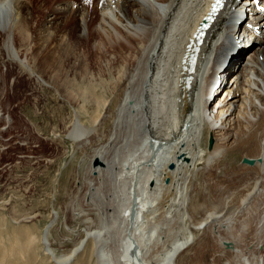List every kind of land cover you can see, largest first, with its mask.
<instances>
[{
	"label": "bare ground",
	"instance_id": "bare-ground-1",
	"mask_svg": "<svg viewBox=\"0 0 264 264\" xmlns=\"http://www.w3.org/2000/svg\"><path fill=\"white\" fill-rule=\"evenodd\" d=\"M31 1L0 0V37L11 64L28 70L37 82L44 80L35 66L42 56L39 66L49 70L47 80L55 91L75 97L68 84L76 78L56 58L70 43L74 19L80 41L93 39L94 44L96 36H118L124 42L120 49L132 55L115 66L119 85L112 96L118 102L95 98L105 113L93 124L107 122L109 132L95 138L82 202L78 198L71 205L78 226L61 244L74 240V246L58 255L46 229L45 253L58 264L71 259L77 264L80 256H87L88 264H189L211 234L219 246L207 252L214 264L216 255L225 257L221 263L218 258L220 264H264L259 254L264 251V0H233L219 13L187 89L179 81L184 41L212 0H57L35 30L29 25ZM17 36L27 45L35 40L36 48L24 49L26 59L20 57ZM80 120L73 119L68 133L83 140L89 130ZM234 151H243L241 165L255 170L252 181L240 184L237 192L229 188L227 196L211 204L206 197L192 202L191 192H206L207 179L216 181L212 176L219 163ZM199 173L206 181L196 182ZM254 207H261L255 215L258 233L251 244L244 243L242 232L241 238L234 229L239 223L245 227L251 218L243 214ZM28 233L29 249L36 235ZM14 242L15 248L22 244L18 238Z\"/></svg>",
	"mask_w": 264,
	"mask_h": 264
},
{
	"label": "rangeland",
	"instance_id": "rangeland-1",
	"mask_svg": "<svg viewBox=\"0 0 264 264\" xmlns=\"http://www.w3.org/2000/svg\"><path fill=\"white\" fill-rule=\"evenodd\" d=\"M56 2L57 0L31 1V12H33L29 25L33 30L43 23L47 10L53 7ZM76 22L77 20L74 19L69 24L71 33L68 36V42L70 43L67 44L65 53L56 57L59 62H63L67 68L66 72L69 70V77H72V80L76 78L75 81L68 84L70 91L75 93L73 98L71 95L68 96L63 92L55 91L51 86L53 83L50 84L47 80L50 78L49 70L42 65L39 66L42 56L35 61L37 70L41 71L40 73L44 77L42 82H40L41 80L37 82L34 77L29 76L28 70L21 69L17 63L11 64L10 56L1 46L2 39L0 37V111L4 115L3 119L0 118V264H58L48 253H45L44 246H42V237L46 229H48L51 246L58 250V255L70 252L74 246V240L72 243H66V245L61 244L64 236L69 237V229L78 226L77 222L72 220L71 205L74 200L82 198L80 195L86 188L85 180L90 174V159L94 152L93 145L97 142L95 138L101 137L102 139L104 134L109 132L107 122L102 125L93 124L96 121L95 118L99 122L103 117L102 114L105 113L104 110H101L97 100L100 99L102 102L113 99L114 103L118 102L116 98H113L115 92L114 95L112 94L116 86L119 85V78L115 76L117 74V67L115 66L123 63L124 56L129 60L132 58V55H129L128 50H126L128 48L120 49L119 45L124 42L118 36H96L94 44H92L93 39L87 42L80 41L76 36ZM34 41H28L27 45L26 39L17 36V43L22 51L19 53L21 54L20 57L26 59L27 53L25 56L24 49L29 45L36 48ZM4 62L7 64L4 65ZM114 62L115 64H113ZM18 72L20 73L17 74ZM98 85L100 86L98 87ZM60 87L62 88V86ZM93 92L95 97L92 95ZM74 118L81 119L80 122L83 127L89 130L88 135L83 140L77 139L75 136L73 138L69 134ZM7 120L8 124H5ZM89 122L91 123L89 124ZM3 127L5 129H2ZM243 154V151H234L228 154L219 163L218 174L212 176L216 180L213 184L208 181L211 177L207 179L202 173L196 175V182L207 179L208 183L206 192L201 193L198 190L191 192L194 198L192 202L200 201L202 198L205 200L206 197L205 201L211 204L218 198L223 199L227 196L229 188L232 189V193L237 192L240 184L242 186L245 181H252L251 177L255 170H250L241 165ZM195 171L193 176L197 174ZM192 175L189 176L191 178L189 183L191 184L195 182ZM216 183L219 184L216 185ZM215 195L216 197H214ZM241 196L239 195V200L242 199ZM260 209L261 207H254L251 212H244V219L249 216L250 221L248 218L249 222L245 224V227L239 223L238 227L236 226L234 229L240 237L243 235L244 243L251 244L257 236L258 230L255 222H257L258 215H255ZM255 217L256 219H253ZM240 227H243L246 233ZM237 228L241 230H237ZM31 230L35 232L31 233V236L35 237L36 235V239L28 249L25 244L27 243V234H30L28 232ZM262 231L260 236L264 239V228ZM210 236L212 235L207 234L205 236V242L203 241L200 245L203 248L198 247L200 248L197 251L198 257L193 260L195 264H214V261L209 259L212 254L208 258L207 252L217 249L219 246ZM209 237L214 241L210 240ZM16 238L22 243L18 248H15L17 247L14 242ZM75 241L77 242V239ZM262 252L259 254L264 256V251ZM216 256L214 260L217 264L225 259L224 255ZM80 257L76 262L77 264H88L87 256H82L81 259ZM218 258L221 259L218 260ZM71 260L65 264H73L75 259ZM193 261L189 264H194Z\"/></svg>",
	"mask_w": 264,
	"mask_h": 264
},
{
	"label": "water",
	"instance_id": "water-1",
	"mask_svg": "<svg viewBox=\"0 0 264 264\" xmlns=\"http://www.w3.org/2000/svg\"><path fill=\"white\" fill-rule=\"evenodd\" d=\"M189 82H190V80H189L187 83H189ZM188 86H189V85H188ZM245 162H247V163H252V161L249 160V159H245ZM173 166H174L173 164L170 165L171 168H173Z\"/></svg>",
	"mask_w": 264,
	"mask_h": 264
}]
</instances>
